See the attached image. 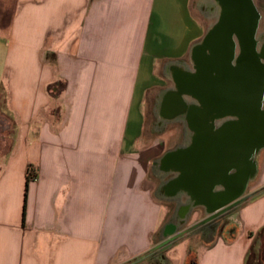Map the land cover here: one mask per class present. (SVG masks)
Here are the masks:
<instances>
[{
    "label": "crops",
    "instance_id": "obj_1",
    "mask_svg": "<svg viewBox=\"0 0 264 264\" xmlns=\"http://www.w3.org/2000/svg\"><path fill=\"white\" fill-rule=\"evenodd\" d=\"M204 27L189 0H0V264H149L157 234L175 235L149 177L166 180L155 165L175 142L144 138L143 107ZM236 222L194 264H246L264 195Z\"/></svg>",
    "mask_w": 264,
    "mask_h": 264
},
{
    "label": "flooded vegetation",
    "instance_id": "obj_2",
    "mask_svg": "<svg viewBox=\"0 0 264 264\" xmlns=\"http://www.w3.org/2000/svg\"><path fill=\"white\" fill-rule=\"evenodd\" d=\"M213 1L201 7L207 10L204 34L186 66L170 67L171 81L160 94L156 112L162 124L178 125L181 138L155 165L166 173L167 182L160 194H190L167 224V231L175 230L184 221L187 208L194 205L203 209L204 216L188 231L212 238L250 197L245 192L238 205L210 216L205 215L200 194L208 190L223 195L224 201L231 199L233 181L250 168L248 141L243 138L236 142L233 130L237 124L243 132L250 127L255 92L251 67L260 76L264 65V14L256 0ZM256 83L260 86V80ZM237 114L241 115L238 123Z\"/></svg>",
    "mask_w": 264,
    "mask_h": 264
},
{
    "label": "rangeland",
    "instance_id": "obj_3",
    "mask_svg": "<svg viewBox=\"0 0 264 264\" xmlns=\"http://www.w3.org/2000/svg\"><path fill=\"white\" fill-rule=\"evenodd\" d=\"M213 0H189L192 16L198 20L200 23L205 24L207 22L205 17L203 16L206 11L205 9H201V7L204 5H210L209 3ZM214 2V1H213ZM209 7V6H208ZM208 9V8H207ZM214 11V9H213ZM160 75L164 80L165 84H168V80L166 78V74L164 71H160ZM0 76H1V69H0ZM165 88V87H164ZM164 88H158L154 92H151L149 96L146 98L143 112L145 117V123H144V138L145 139H152L156 137L157 139L168 137V144L169 139L171 142H177L178 139H180V133L177 127L178 125H172L170 126L166 122L162 124V120L158 116L156 112L157 103L160 99V94L162 91H164ZM5 105V96L4 92L1 88L0 83V109L4 108ZM7 126V128H6ZM12 125L9 121V119L6 120L4 117L0 116V134H4L0 136L3 142L2 144H7L6 148L8 147L9 140L11 139V132H12ZM3 146V145H2ZM264 159V150L259 153L257 156V166L259 167V164ZM259 169V168H257ZM258 173V172H257ZM149 177L152 181L155 182V185L157 186V194L159 193L160 186L162 184H165L167 180H165V176L158 177L156 174H154L153 170L150 171ZM253 182L249 184V186L246 189V193L250 195L249 198H251L256 192H252ZM160 194V193H159ZM166 196V195H165ZM164 195L160 197V199H163L161 202L165 205V207L168 208V216L165 221V223H169L171 219L174 218V215L177 212V209L179 208V205L186 202V195L180 194L178 197H165ZM248 198V199H249ZM247 199V200H248ZM246 200V201H247ZM245 201V202H246ZM244 202V203H245ZM243 203V204H244ZM242 204V205H243ZM238 207L234 214L229 217V219L226 221L227 227L234 228L237 221V212L242 207ZM203 209L194 208L192 205H190V213H188L187 216L184 217V221L182 222L184 225L181 227L177 226L175 228V235L163 240L164 231L163 229L157 234L154 240L153 245V251L150 255V262L149 264H194V254L196 250H199V247L204 246L212 237H203L200 233L198 234L197 231H188L190 227H192L193 222L196 219H199L201 216H204V213H202ZM229 228V229H230ZM179 236L176 238V236ZM254 252L257 254V257L251 258L248 262V264H258L259 260V251L260 247L254 248ZM261 255V254H260ZM256 256V255H255ZM148 264V263H147Z\"/></svg>",
    "mask_w": 264,
    "mask_h": 264
},
{
    "label": "water",
    "instance_id": "obj_4",
    "mask_svg": "<svg viewBox=\"0 0 264 264\" xmlns=\"http://www.w3.org/2000/svg\"><path fill=\"white\" fill-rule=\"evenodd\" d=\"M195 48L196 46L194 47V49ZM262 69V74H259L260 76H257V70L254 66L251 67L252 92H255L252 94V110L249 114L251 119L250 127L246 132H243V130L237 124L233 130L235 133L234 138L236 142H239V140H243V138L247 139L248 141L247 156L250 160V168L245 176L237 177L235 181H233V195L231 199L224 201V199L221 198L223 195L218 196V193H214L213 191H211L210 193L208 192V190L201 191L200 196L203 200L201 204L205 207V215H219L222 214L226 208H228L227 206H230V208H232L238 205L244 200L243 196L246 192L247 187L257 176V156L264 150V65ZM258 80H260V86H256V81ZM257 88L258 90L256 91ZM235 116L237 117L238 123V120L241 119V115L237 114ZM236 153L238 154L239 152L237 151ZM165 184L161 185L160 189ZM160 189L159 193L161 191ZM159 193L157 194L158 197L166 195L165 197L170 196L173 198H176L178 197V195L183 194L181 191L174 192L172 194ZM183 195L188 196L190 194L184 193ZM213 203L218 204L212 205ZM192 206L194 208L196 207L194 205ZM188 213H190V206L187 208L184 217L187 216ZM182 225L184 224H179V227H181Z\"/></svg>",
    "mask_w": 264,
    "mask_h": 264
},
{
    "label": "trees",
    "instance_id": "obj_5",
    "mask_svg": "<svg viewBox=\"0 0 264 264\" xmlns=\"http://www.w3.org/2000/svg\"><path fill=\"white\" fill-rule=\"evenodd\" d=\"M27 172L28 173H27V178H26L25 194H24V210H25V204H26L27 188H28L30 181H32L34 178V176L31 175L32 173L31 167H28ZM263 195H264V188L261 190H258L251 198L247 200V202H252L260 198ZM248 235L250 238H253V244L247 253L246 264H248L251 258L257 257V254L254 252L255 251L254 248L256 247H260L258 264H264V227L260 229L255 235L253 233H249Z\"/></svg>",
    "mask_w": 264,
    "mask_h": 264
},
{
    "label": "built area",
    "instance_id": "obj_6",
    "mask_svg": "<svg viewBox=\"0 0 264 264\" xmlns=\"http://www.w3.org/2000/svg\"><path fill=\"white\" fill-rule=\"evenodd\" d=\"M37 177L36 176H34V178H33V180H35Z\"/></svg>",
    "mask_w": 264,
    "mask_h": 264
},
{
    "label": "bare ground",
    "instance_id": "obj_7",
    "mask_svg": "<svg viewBox=\"0 0 264 264\" xmlns=\"http://www.w3.org/2000/svg\"><path fill=\"white\" fill-rule=\"evenodd\" d=\"M169 75L171 76L172 74L169 73Z\"/></svg>",
    "mask_w": 264,
    "mask_h": 264
}]
</instances>
